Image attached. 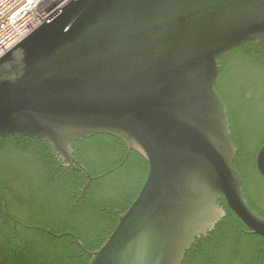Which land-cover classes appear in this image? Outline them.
<instances>
[{
  "label": "water",
  "instance_id": "obj_1",
  "mask_svg": "<svg viewBox=\"0 0 264 264\" xmlns=\"http://www.w3.org/2000/svg\"><path fill=\"white\" fill-rule=\"evenodd\" d=\"M264 45V0H72L0 58V137L43 140L62 166L72 142L121 140L147 177L88 264H183L226 217L264 238L235 167L218 58ZM264 178V144L256 154ZM52 235L56 236L54 233Z\"/></svg>",
  "mask_w": 264,
  "mask_h": 264
},
{
  "label": "trees",
  "instance_id": "obj_2",
  "mask_svg": "<svg viewBox=\"0 0 264 264\" xmlns=\"http://www.w3.org/2000/svg\"><path fill=\"white\" fill-rule=\"evenodd\" d=\"M217 91L227 106L231 140L238 148L235 167L250 207L264 217V178L256 154L264 144V45L247 42L218 58ZM75 163H81L92 181L72 167H64L43 140L0 137V151L28 157L24 183L26 224L40 229L23 232L25 250L12 253L9 264H88L90 257L74 243L73 233L88 251L98 250L136 199L148 173L146 160L109 135H95L71 143ZM5 184L1 183L4 190ZM226 217L207 236L196 241L183 264H264V238L243 224L225 202ZM8 261V262H9ZM8 262L6 264H8Z\"/></svg>",
  "mask_w": 264,
  "mask_h": 264
},
{
  "label": "flooded vegetation",
  "instance_id": "obj_3",
  "mask_svg": "<svg viewBox=\"0 0 264 264\" xmlns=\"http://www.w3.org/2000/svg\"><path fill=\"white\" fill-rule=\"evenodd\" d=\"M32 160L29 156L28 161ZM28 161L24 162L22 155L0 151V264H6L10 260L7 252L15 253L26 249L22 238L25 230L40 229L52 233L37 224L28 225L25 222L29 213L22 199L27 197L30 189L24 181L26 174L33 171L26 166ZM1 183L5 184L4 190ZM258 208L264 210L263 205H258Z\"/></svg>",
  "mask_w": 264,
  "mask_h": 264
},
{
  "label": "built area",
  "instance_id": "obj_4",
  "mask_svg": "<svg viewBox=\"0 0 264 264\" xmlns=\"http://www.w3.org/2000/svg\"><path fill=\"white\" fill-rule=\"evenodd\" d=\"M72 0H0V58Z\"/></svg>",
  "mask_w": 264,
  "mask_h": 264
}]
</instances>
